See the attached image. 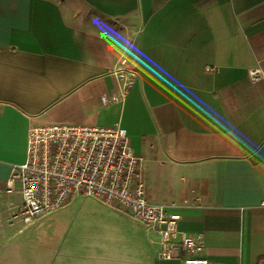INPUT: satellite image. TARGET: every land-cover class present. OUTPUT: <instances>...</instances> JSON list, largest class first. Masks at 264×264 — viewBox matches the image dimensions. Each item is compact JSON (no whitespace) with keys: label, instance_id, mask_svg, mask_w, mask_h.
Returning <instances> with one entry per match:
<instances>
[{"label":"crops","instance_id":"0c3cea01","mask_svg":"<svg viewBox=\"0 0 264 264\" xmlns=\"http://www.w3.org/2000/svg\"><path fill=\"white\" fill-rule=\"evenodd\" d=\"M123 56L139 73L125 96ZM53 123L125 126L149 198L211 264L264 254V0H0V239L21 234L12 165Z\"/></svg>","mask_w":264,"mask_h":264},{"label":"built area","instance_id":"2783aa9c","mask_svg":"<svg viewBox=\"0 0 264 264\" xmlns=\"http://www.w3.org/2000/svg\"><path fill=\"white\" fill-rule=\"evenodd\" d=\"M114 72L124 82L125 96L137 83V59L121 57ZM260 74V68L250 70L254 80ZM102 99L105 103L120 101L116 94ZM6 191L22 196L21 203H10L9 221L19 225V233L38 216L92 196L125 212L150 236H157L159 260L211 264L204 255L203 235L180 229L181 214L149 198L142 158L130 145L128 129L120 123L108 127L73 123L32 126L26 159L12 165Z\"/></svg>","mask_w":264,"mask_h":264},{"label":"rangeland","instance_id":"374dc122","mask_svg":"<svg viewBox=\"0 0 264 264\" xmlns=\"http://www.w3.org/2000/svg\"><path fill=\"white\" fill-rule=\"evenodd\" d=\"M124 214L81 197L0 239V264H154L150 235Z\"/></svg>","mask_w":264,"mask_h":264},{"label":"trees","instance_id":"16d2710c","mask_svg":"<svg viewBox=\"0 0 264 264\" xmlns=\"http://www.w3.org/2000/svg\"><path fill=\"white\" fill-rule=\"evenodd\" d=\"M256 264H264V254L260 255L258 257L257 263Z\"/></svg>","mask_w":264,"mask_h":264},{"label":"water","instance_id":"95a60500","mask_svg":"<svg viewBox=\"0 0 264 264\" xmlns=\"http://www.w3.org/2000/svg\"><path fill=\"white\" fill-rule=\"evenodd\" d=\"M124 215H126V214H124ZM127 216V215H126Z\"/></svg>","mask_w":264,"mask_h":264}]
</instances>
